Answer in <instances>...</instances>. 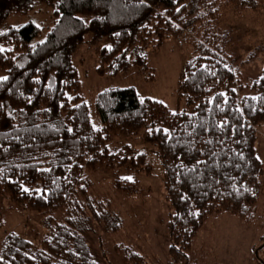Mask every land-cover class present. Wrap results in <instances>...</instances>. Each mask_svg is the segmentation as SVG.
Instances as JSON below:
<instances>
[{"label": "trees", "instance_id": "obj_1", "mask_svg": "<svg viewBox=\"0 0 264 264\" xmlns=\"http://www.w3.org/2000/svg\"><path fill=\"white\" fill-rule=\"evenodd\" d=\"M47 6L54 14L43 39L36 21L2 27L13 13ZM261 9L264 0H0V73L9 77L0 82V195L42 216L43 227L32 237L7 233L0 264H152L134 241L109 240L121 229L120 207L142 194L138 180L112 179L117 194L108 197L97 181L103 169L152 173L146 153L119 143L134 135L154 144L162 165L173 264H190L187 252L212 215L253 220L264 190L256 148L264 56L250 35L243 40L239 19ZM86 34L111 45L97 49L100 75L134 63L154 70L150 51L185 36L177 101L188 110H171L134 86H110L94 100L97 123L73 62ZM252 60L262 72L249 82Z\"/></svg>", "mask_w": 264, "mask_h": 264}, {"label": "rangeland", "instance_id": "obj_2", "mask_svg": "<svg viewBox=\"0 0 264 264\" xmlns=\"http://www.w3.org/2000/svg\"><path fill=\"white\" fill-rule=\"evenodd\" d=\"M53 14L54 9L50 6H47L43 13L37 9L27 13H13L2 27L5 29L12 25L18 26L36 21L46 29L41 36L43 39L51 25ZM230 20L232 22V17ZM240 21H244L239 26V31L243 33V40L250 35L249 41L253 40L251 42L253 47H257L258 50L260 46L257 55L260 54V57H263L261 43L264 45V9L256 12L247 11L240 17ZM255 30L258 35H255ZM108 44L107 38L94 40L92 34H86L84 42L79 45L73 56V62L81 80V93L90 105L92 117L96 118L97 123L94 100L98 92L110 86H134L142 96L163 101L171 110H188L185 102L179 105L177 101L178 76L188 56L185 36L169 38L159 49L150 51L149 65L154 70L145 69L134 63L117 75L108 73L100 75L97 71L99 59L96 52L99 46ZM247 51L246 46H243L242 53L245 55ZM246 70L249 74L254 73L249 80L251 82L259 75L258 73L262 72L261 62L252 60L247 64ZM3 73L1 72L0 76ZM257 135V154L264 164V124L257 128ZM119 143L146 153L153 170L151 174H147L117 167L113 170L103 169L100 172L97 181L98 186L102 185L104 189L103 197H108L105 194H117L109 184L115 178L128 181L129 179L125 178L132 177L131 181L137 179L138 187L142 188L140 196L130 197L120 207L123 223L117 233L110 234L112 237L110 236L109 240L134 241L148 260H153L152 264H173L169 253L171 240L168 230L171 209L156 147L139 135L120 139ZM262 179L264 184V174ZM0 210L5 221L4 226L0 227V248L4 237L10 231L21 232L26 237H32L35 232L43 229L40 224L42 216L14 205L8 196L0 195ZM263 245L264 190L258 200V209L253 220L244 221L230 212L212 215L199 230L187 254H189L190 264H264Z\"/></svg>", "mask_w": 264, "mask_h": 264}, {"label": "snow or ice", "instance_id": "obj_3", "mask_svg": "<svg viewBox=\"0 0 264 264\" xmlns=\"http://www.w3.org/2000/svg\"><path fill=\"white\" fill-rule=\"evenodd\" d=\"M142 2H143V0H142ZM177 11H179V9H177ZM40 43L42 44V43H44V41H40ZM36 46L35 45H33V48H35ZM106 47L107 48H111V45H106ZM3 51H5V49L3 48V46H0V52H3ZM225 67H227V65L225 66ZM9 79V77L7 76V75H4V76H0V82H3V81H7ZM37 80H38V78H37ZM49 87H51V85H49ZM226 95V94H225ZM69 99L71 100L72 99V97L71 96H69ZM255 99V98H254ZM141 102H143V97H141ZM29 103H31V99H29ZM85 103H87V102H85ZM160 103H163V101H160ZM74 107H79V105H74ZM9 115H11V113H9ZM173 115H175V112L173 113ZM93 127H95V124L93 125ZM69 131H71V129H69ZM148 131L151 133L152 132V129L150 128V129H148ZM157 131H160V129H157ZM163 131L165 132V133H167L168 131H169V129H163ZM242 155V154H241ZM257 159H259V157H257ZM125 179H129V180H131V179H133L132 177H126ZM24 191L25 192H30L31 191V189H28L27 187H25L24 188ZM36 191L37 192H42V191H45V190H42V189H36ZM238 191V190H237ZM187 197L185 196V197H182V199H186ZM192 215H199V213L198 212H196V213H192Z\"/></svg>", "mask_w": 264, "mask_h": 264}]
</instances>
